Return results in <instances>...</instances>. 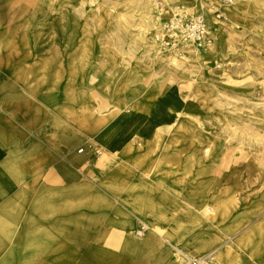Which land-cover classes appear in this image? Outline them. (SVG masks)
<instances>
[{"label":"crops","instance_id":"obj_1","mask_svg":"<svg viewBox=\"0 0 264 264\" xmlns=\"http://www.w3.org/2000/svg\"><path fill=\"white\" fill-rule=\"evenodd\" d=\"M70 8L20 21L17 35L0 15V264H180L178 250L264 264V198L230 210L222 196L208 221L197 205L235 184L216 179L197 198L196 176L179 181L185 142L171 153L163 130L185 104L179 90L143 81L138 62L135 85L108 83L107 41ZM138 219L168 238L136 237Z\"/></svg>","mask_w":264,"mask_h":264},{"label":"rangeland","instance_id":"obj_2","mask_svg":"<svg viewBox=\"0 0 264 264\" xmlns=\"http://www.w3.org/2000/svg\"><path fill=\"white\" fill-rule=\"evenodd\" d=\"M191 1L0 0V9H5L0 15H5V19L7 15L12 31L28 30L15 28L16 24L29 25L17 21L20 13L24 15L21 21H34L47 19L51 10L58 14L56 9L74 8L92 26L86 29L99 32L107 41L111 71L108 83L123 81L126 86L135 85L139 76L129 71L138 62L145 69L148 67L141 77L143 81L177 88L181 99L195 106L189 121L195 125L197 145L187 156L194 158L196 164L189 171V178L201 177L203 166L209 170L215 166L222 179L233 166L232 179L239 182L234 183L236 209H243L259 197L264 198V0ZM230 6H237L233 12L242 16L245 24L236 26L230 22L226 15L232 12ZM176 8L203 12L212 27V43L202 47L186 44L181 48L165 44L160 27L173 17ZM215 10L222 13L220 23L213 17ZM220 32L224 41L218 49ZM167 33L165 38H169ZM205 53L207 56H203ZM115 58L119 68L114 66ZM115 71L119 74L115 75ZM174 116L180 118L177 113ZM218 141L221 145L216 148ZM205 149L212 152L211 156L204 154ZM209 170L207 177L211 176ZM200 211L209 221L210 213ZM140 221L149 226L145 233L154 229L165 236L163 229L143 219H138V224ZM176 257L180 264H186L178 253ZM213 258L214 264L220 263L218 256L213 254Z\"/></svg>","mask_w":264,"mask_h":264},{"label":"bare ground","instance_id":"obj_3","mask_svg":"<svg viewBox=\"0 0 264 264\" xmlns=\"http://www.w3.org/2000/svg\"><path fill=\"white\" fill-rule=\"evenodd\" d=\"M183 2L185 3H188L189 2L191 3L192 1L191 0H182ZM237 6H230V9L232 10V12L226 14L227 17L229 18L230 22L233 23L234 25L236 26H241L243 24H245L244 22V19L242 18V16H237L235 15V13L233 12L235 9H236ZM24 18V15L23 13H20L18 18H17V21H21L22 19ZM16 24V23H15ZM17 25V24H16ZM18 31L19 29L12 31V34L14 35H17L18 34ZM223 39V40H222ZM223 41H224V35L222 32H220L218 34V40H217V45H218V49L221 47H223ZM203 56H207V53L203 54ZM173 87L174 86H166V94H169L171 91H173ZM184 100V101H183ZM183 102H185L184 106L182 107L181 110H178L177 111V115L178 117L180 118H173L171 116H169L168 119H163V130L166 134H168L169 138H170V152L173 153L175 151V147L176 145L181 142H185V151L186 153H193L191 151H195L196 148H195V145H197V140H196V135H195V125L189 121L190 116L192 115V110H194L195 106L192 102H189L187 100H185L183 98ZM140 130H138L139 132H141L142 134L141 135H145L143 132H144V129L145 127L148 128V131L146 134H148L150 131H149V128L151 127V124H140L137 126ZM201 127H203V125H201ZM135 142L137 143L136 145H133V147L135 148H145V147H152V146H157L158 145V138H155L154 141H153V144H148V142H146V140H139V139H135ZM217 147H219V145H221V142L218 141L217 142ZM138 145V146H137ZM215 148L214 151H217ZM205 151V155H207V157L210 155L211 156V153L209 154L207 149L204 150ZM176 157H172L171 159H175ZM173 162H170V164H172ZM176 163L180 166L181 168L183 167L182 165L185 164L187 167L184 171V175L182 174V176L179 178V181H183V179H187L189 180V174L191 171V168L192 166H195L196 162H195V159L194 158H191V157H188L186 156L185 159H180V161H176ZM134 164L138 167H141L142 164H140L139 162H134ZM230 167V166H229ZM232 169H234V167L232 166V168L230 169L229 173H225L223 175V178L220 179L219 178V174H218V169L216 170L215 169V166H212V169L209 170V169H206L205 166H203V168L201 169L200 171V175L201 177L199 176L198 178H195L196 181H198V188H196L193 193H192V196H196L197 198L198 197H202L204 198V195L209 193L210 190L213 188L215 189V185H216V179L219 181V184L220 185H223L222 183H226V182H232L234 181V183H236L238 185V180L236 179H232ZM208 170L211 171V176L210 177H207L205 175H207V172ZM232 170V171H231ZM149 169H148V173H149ZM222 181V182H220ZM200 187V188H199ZM219 192L217 195L216 198H214L213 200L210 198V195L208 197V200L205 201L202 205H197V208L200 209V210H206L208 211V213H211L213 211H219V208H220V205L217 204L216 202L218 201V203L221 200L222 196L224 197H227L229 196V203L228 204H224V206H227L229 207V209H233L236 205V196L234 195V193H232L230 191V188H227V186H224L223 188H219L218 189ZM191 197L190 194L187 195V199L190 200L189 198ZM233 197V198H232ZM218 198V199H217ZM212 201V202H211ZM223 201H226V199ZM228 201V200H227ZM154 230V229H153ZM147 234L150 233V230H148L146 232ZM145 233V234H146ZM162 237H165V238H168L167 235L165 234V236H162ZM178 255L182 258H184L186 261L189 260L190 257H193V258H198L196 255L194 254H190V253H186V252H182V251H179L178 250ZM210 253V252H209ZM208 254V253H207ZM206 254L204 255H200L199 257H204ZM219 258V261L222 262V263H233L234 262V253L233 251H231V254H228V252H225L224 254H220L218 256Z\"/></svg>","mask_w":264,"mask_h":264},{"label":"built area","instance_id":"obj_4","mask_svg":"<svg viewBox=\"0 0 264 264\" xmlns=\"http://www.w3.org/2000/svg\"><path fill=\"white\" fill-rule=\"evenodd\" d=\"M175 11L173 17L160 27L162 40L165 41V44L181 48L186 46V44L202 47L212 43V27L208 23L207 17L203 12L179 8H176ZM213 17L220 23L219 19H221L222 13L215 10ZM166 32H168L167 35L169 38H165ZM216 66H219V64ZM82 150V147L78 149L79 152ZM96 153H100V151H96ZM148 227L146 222L140 221L137 227L132 229V232L136 237H142ZM186 264H214L213 254L210 252L204 257H190L189 260L186 261Z\"/></svg>","mask_w":264,"mask_h":264}]
</instances>
